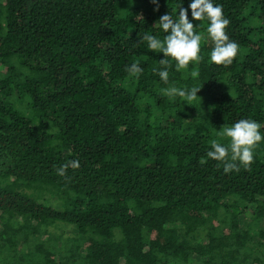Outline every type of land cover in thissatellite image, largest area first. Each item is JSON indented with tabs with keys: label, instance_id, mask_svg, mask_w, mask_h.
<instances>
[{
	"label": "trees",
	"instance_id": "16d2710c",
	"mask_svg": "<svg viewBox=\"0 0 264 264\" xmlns=\"http://www.w3.org/2000/svg\"><path fill=\"white\" fill-rule=\"evenodd\" d=\"M158 3L0 0V264H264V142L250 170L207 157L241 119L264 135V0H213L239 45L227 67L189 8L203 59L170 61L167 83L141 38L191 0Z\"/></svg>",
	"mask_w": 264,
	"mask_h": 264
},
{
	"label": "clouds",
	"instance_id": "9594fccd",
	"mask_svg": "<svg viewBox=\"0 0 264 264\" xmlns=\"http://www.w3.org/2000/svg\"><path fill=\"white\" fill-rule=\"evenodd\" d=\"M151 2L156 5L154 10H158V0H151ZM189 8L192 20L207 19L209 22L206 31L214 45L210 53L212 64L227 67L232 64L239 51V45L230 40L227 35L226 28L230 21L225 18L222 6L214 5L213 0H191L188 8L179 7L178 19L174 20L168 13L157 20L158 26L166 33L162 40L148 34L141 38L147 41L148 50L163 53L164 58L159 61L162 70L158 71V75L165 83L169 78L167 69L172 66L170 61H175V70L180 72L186 71L191 63L198 64L203 59L200 50L204 37L195 31L196 25L188 17ZM126 71L138 79L143 69L136 62L126 68ZM153 72L156 73L157 69L154 68ZM192 75L196 77L198 72H193ZM201 87H193L190 90L172 87L165 89L164 94L170 98L179 96L183 101L191 104V101L197 98ZM261 127L262 125L253 119H241L231 126L222 127L217 132V136L227 139L228 143L224 145L213 139L210 142L211 150L207 152V157L217 161L218 167L223 164V171L226 174L233 171L239 172L241 168L250 170L255 150L261 142H264V135L260 132ZM206 162V160L201 161V163ZM79 167V160H69L55 168V173L60 177H65L69 168L75 171Z\"/></svg>",
	"mask_w": 264,
	"mask_h": 264
},
{
	"label": "rangeland",
	"instance_id": "374dc122",
	"mask_svg": "<svg viewBox=\"0 0 264 264\" xmlns=\"http://www.w3.org/2000/svg\"><path fill=\"white\" fill-rule=\"evenodd\" d=\"M43 195H46V196L50 197V199L52 200V202H53L54 204H55V203H57V201H56L55 197H52V195H51V194H49V193L45 192Z\"/></svg>",
	"mask_w": 264,
	"mask_h": 264
}]
</instances>
